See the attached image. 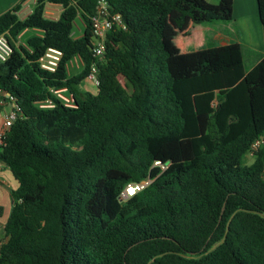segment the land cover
<instances>
[{
	"label": "trees",
	"instance_id": "1",
	"mask_svg": "<svg viewBox=\"0 0 264 264\" xmlns=\"http://www.w3.org/2000/svg\"><path fill=\"white\" fill-rule=\"evenodd\" d=\"M24 1L0 14L11 47L0 90L17 105L0 163L18 182L0 264H264L262 55L239 43L173 53L165 39L170 15L179 29L229 21L233 0H105L124 29L107 33L99 61V0H35L21 18ZM47 3L61 6L57 18ZM27 29L41 32L17 44ZM49 47L62 52L54 72L38 63ZM74 56L82 68L69 75ZM93 62L96 92H82ZM129 185L139 188L122 199Z\"/></svg>",
	"mask_w": 264,
	"mask_h": 264
},
{
	"label": "crops",
	"instance_id": "2",
	"mask_svg": "<svg viewBox=\"0 0 264 264\" xmlns=\"http://www.w3.org/2000/svg\"><path fill=\"white\" fill-rule=\"evenodd\" d=\"M19 1L20 0H0V14L12 8ZM207 1L215 3L217 0ZM28 2L34 4L35 0H25L21 4V9L18 11L19 16L20 13L24 11ZM47 4L50 5L55 3ZM47 4L45 6V15L52 18L47 15V12H49L48 9H51V7H47ZM31 10L32 9L24 16L30 13ZM168 35L169 38L167 39L165 35V39L168 41L173 53L189 51L200 52L213 46L239 43L249 54H261V60L264 62V28L259 19L256 0H233L232 19L229 21L192 24L190 19L186 18L181 29L173 23ZM76 57L78 56H74L72 60L76 61ZM80 84L78 86L79 89ZM90 86L91 84L86 82V88H83L87 90V87ZM89 90L90 89L87 91ZM10 106V101L6 99L0 104V127L4 114ZM17 185L18 182L12 175L9 167L0 163V242L5 240L4 224L8 218L12 205L11 190L16 189Z\"/></svg>",
	"mask_w": 264,
	"mask_h": 264
},
{
	"label": "built area",
	"instance_id": "3",
	"mask_svg": "<svg viewBox=\"0 0 264 264\" xmlns=\"http://www.w3.org/2000/svg\"><path fill=\"white\" fill-rule=\"evenodd\" d=\"M90 21H91L92 33H93L91 38V51L95 58V61H99L105 53V41H106L107 33L112 29H124V23L120 14L112 13L109 11L108 5L105 2V0L98 1L95 12L90 16ZM10 53H11V47L9 45L6 35L0 34V62L6 61ZM61 56H62L61 50L49 47L39 57L38 63L40 67L43 68L44 70H47L49 72H54L58 67ZM71 60H69L66 63L67 72H68V64L72 65ZM96 74H97V65L96 62H93L91 64L90 72L87 75V78L93 81L95 84L97 82ZM53 93L55 94L56 97H58L63 101L64 105L70 107L74 106L73 95L71 93H68L66 88L53 90ZM8 96L9 95L7 93H3L0 90V104ZM10 105L11 106L4 114L2 125L0 127V147L4 144V136L6 131L9 129V127L11 126L13 120L17 115L16 114L17 105L14 102H10ZM41 106H46V105L41 104ZM262 141H263V137H259L255 139L251 144L248 154L254 156L255 151L260 146ZM128 187L125 189L127 196L131 195L136 189L139 188V186H134V187L131 186L132 191H129Z\"/></svg>",
	"mask_w": 264,
	"mask_h": 264
},
{
	"label": "rangeland",
	"instance_id": "4",
	"mask_svg": "<svg viewBox=\"0 0 264 264\" xmlns=\"http://www.w3.org/2000/svg\"><path fill=\"white\" fill-rule=\"evenodd\" d=\"M33 5L34 4L32 2H28V4L24 8V11L22 13H20V16L24 17V15L30 9L33 8ZM48 6L51 7V9H48L49 12H47V15L52 17V18H57L59 15V12L61 10V6L59 4H50V5L47 4V7ZM172 25H173V15H170L167 19V25H166V29H165L166 30L165 35H166L167 39L169 38L168 34L171 31ZM83 29H84V23H83V20L81 19V17L79 16L75 19V23H74L73 31H72V37H74V38L79 37L82 34ZM40 32L41 31H39V30H32V29H27V30L23 31L18 38L17 44L26 45L27 38H29L32 35L39 34ZM248 60H247V62H248ZM71 62H72V65L68 64V74L69 75H73V74L79 72L82 68V63H81L79 57H76V61L72 60ZM120 81L123 83L124 80L122 78H120ZM86 82L91 84L90 87H87V90L90 89L89 92H95L96 91V84L87 78H84L81 81L80 89L82 90V92L87 91V90H84L86 88ZM83 87H85V88H83ZM243 159H245L246 163L249 164L252 161L253 156L246 153L243 156Z\"/></svg>",
	"mask_w": 264,
	"mask_h": 264
},
{
	"label": "water",
	"instance_id": "5",
	"mask_svg": "<svg viewBox=\"0 0 264 264\" xmlns=\"http://www.w3.org/2000/svg\"><path fill=\"white\" fill-rule=\"evenodd\" d=\"M7 94H8V93H7ZM8 95H9V94H8ZM3 164H4V163H3ZM126 197H127V194H126L125 191H123V192H122V197H121V198H122V199H125Z\"/></svg>",
	"mask_w": 264,
	"mask_h": 264
},
{
	"label": "bare ground",
	"instance_id": "6",
	"mask_svg": "<svg viewBox=\"0 0 264 264\" xmlns=\"http://www.w3.org/2000/svg\"><path fill=\"white\" fill-rule=\"evenodd\" d=\"M128 188H129V191H132V187L131 186H129Z\"/></svg>",
	"mask_w": 264,
	"mask_h": 264
}]
</instances>
